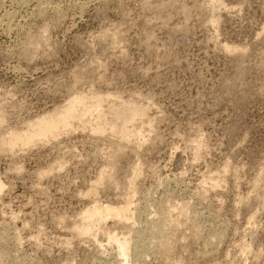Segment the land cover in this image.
Instances as JSON below:
<instances>
[{
    "label": "rangeland",
    "instance_id": "rangeland-1",
    "mask_svg": "<svg viewBox=\"0 0 264 264\" xmlns=\"http://www.w3.org/2000/svg\"><path fill=\"white\" fill-rule=\"evenodd\" d=\"M91 90L140 97L156 143L118 152L74 121L50 142L0 151V264H125L103 230L127 236L116 218L92 228L95 241L73 228L126 194L129 264H264V0H0V137ZM163 221L167 255L148 242Z\"/></svg>",
    "mask_w": 264,
    "mask_h": 264
},
{
    "label": "bare ground",
    "instance_id": "bare-ground-1",
    "mask_svg": "<svg viewBox=\"0 0 264 264\" xmlns=\"http://www.w3.org/2000/svg\"><path fill=\"white\" fill-rule=\"evenodd\" d=\"M146 4H147V2H146ZM149 5H145V6H149ZM164 5H166L165 2L163 4H161V5H158V6H164ZM170 5H175V4L170 3ZM211 6H213L212 7V9H213L212 13H215L216 12V10H215L216 6L215 5H211ZM148 8H150V7H148ZM154 8H155V6H154ZM161 8H164V7H161ZM39 9H41V8H39ZM159 9H160V7H159ZM159 9L155 8V13H154V11H153V13L156 14V12H157L155 20H159L160 21L161 20L160 16L162 14L160 15L159 11H161V10H159ZM150 13H151V11H150ZM168 13H170V12H168ZM180 13H181V11H180ZM180 15H182V14H180ZM151 16H153V15H151ZM165 18H167V16ZM183 19L185 20V18H183ZM183 19H182V21L185 22ZM145 20H144V22H145ZM168 20L169 19L167 18V21ZM163 22L165 23L166 20H163L162 23ZM145 23L147 24V22H145ZM150 23H151V21H150ZM150 23H149V25L153 24V23L152 24H150ZM157 23H158V21H157ZM169 23H170V21H169ZM167 24H168V22H167ZM180 25H182L184 27L186 24L185 23H181ZM206 25L211 28L213 33H216L217 32V28H218L217 27V25H218V17H217V15L216 16L214 15L213 18H211L207 22ZM155 26H157V24ZM142 27H143V25H142ZM147 27H148V25H147ZM152 27L154 28V26H152ZM150 29H149V31L151 32L152 29L151 30ZM144 31H146V30H144ZM118 33H121V32L118 31ZM104 35H106V34H104ZM214 36H216V34ZM143 37H144V35H143ZM114 38H116V40L119 38L117 32L115 33ZM143 39H145L144 41L148 44L149 49L150 48L151 49L154 48V45H153L154 43L157 44V42L154 41L152 33L151 34L149 32L146 33L145 37ZM216 39L217 38H215V40ZM37 40H39V39H37ZM153 41H154V43H153ZM35 42L36 41H34V43ZM120 42H121V40H120ZM35 45H37V44H35ZM113 45H114V43H113ZM158 45H160V44H158ZM28 46H29V44H28ZM116 49H114V50H116ZM221 49L224 50L226 53H231V55L238 54L239 52H241V50L239 48L232 47V46L230 47L225 42H222ZM161 51L164 52V49H162ZM165 52H167L166 49H165ZM89 69H94V67H89ZM139 98L140 97H138L136 95L135 96H133V95L124 96L122 93L121 94L120 93H112L110 91L106 92V93H98V92H95L94 90H91L88 93H76V92L74 93L73 92L69 96V98L67 99V101L65 102V104L63 106H59V108L54 109V111L52 113H44V114H42L40 116H37L34 121H32V122H30L28 124L27 130L22 131L20 133H16V132L9 133V135L0 137V151L1 152H3V151L11 152V151H14V149L17 148V147L27 148V147L32 146L35 143L40 142V141H43L41 143H44V141L47 142L50 139H55L59 135H61L62 133H65L66 131L71 130L73 125H74L73 124L74 121L75 122L76 121L79 122V124L82 125L83 129L87 130L91 135H95V134L96 135L97 134L103 135L104 134V135H108L109 138H114V140L117 143L118 148L116 149V147L115 146L114 147H115V149L118 152L122 151L123 148L125 149V147L127 145H132L135 148H140L141 146L148 145V144L151 145L152 143L154 145L157 140L155 138H153V137H152L153 139L152 138L150 139V136H151V134L153 132V128H152V125H151V123H152L151 121L152 120L149 119L150 117H148V112L151 109H149V106H148L147 103L140 104V102H139V104H137L136 100H139ZM136 120L137 121L141 120V123L139 122V125H137V127H135L136 126V124H135ZM79 128H81V127H79ZM105 133H107V134H105ZM113 143H115V142H113ZM113 145H115V144H113ZM197 145H198V143H197ZM195 146H196V144H195ZM127 147H131V146H127ZM199 148L200 147L198 146L195 149L199 150ZM114 152H116V151H114ZM226 168L228 169L227 164L225 166H223L221 170L222 171L226 170ZM138 172L139 171L137 169H135V171L133 172L134 173L133 175L137 176ZM39 174L41 175L42 173H39ZM112 174L113 173L111 172V169H110V171H107L105 173H101L100 176L98 177L97 181H96L97 182L96 186L99 187L100 185L105 184L107 180L111 182L113 180V175ZM45 175L46 174H44V176ZM135 176H133V177H135ZM130 181L131 182L129 184H128L129 181L128 182L126 181L125 182L126 183L125 186H127V184H128V187L130 189H133V186H134L133 185V179L130 180ZM212 181H213V183L210 182L209 185L217 187V185H215L217 182H215L214 178L212 179ZM211 183L214 184V185H211ZM3 188H5V187H4L3 183L0 181V191H2ZM129 188H128V190H129ZM211 188H213V187H211ZM216 189H218V188H216ZM132 193L134 194V192H132ZM125 196H126L124 198L125 202L122 201L124 203H123V206H121V207H116V208L112 207L111 208L108 205L107 206H99V204L98 205H93L92 204L93 205L92 207L87 208L84 211L82 210L83 212L81 211L82 213L80 214V217L78 218L79 219L78 222L75 221L77 224L74 226V228H73L74 230L73 231H75L74 233H77L79 236H82V235H88L89 236V235H91L93 237V240L95 241L96 236H94L92 234L93 233V232H91L92 228L94 226H96V225L98 227V225H100V224L101 225L103 224L102 227H104V224L106 223L105 220L110 218V217H111L112 220H114V222L117 219L116 220L117 222L119 221L121 224L123 223L125 226L128 227L127 231H129V232H128L127 236H125L124 238H119V237L115 236V234L109 233L108 229H105L106 227L103 228V230H107V232H106L107 240L109 242H113L117 246V248L119 250V254L122 257L123 261L125 262V264H129L130 254L132 252H135L133 250V247H135V245L137 244V242L131 243V238H130V234L133 232V230H132L133 229V225H135L136 222L135 223L134 222L128 223V221L132 220L133 218H131V216H129V213H130L129 212L130 211L129 210L130 197L127 196V194ZM130 206H131V204H130ZM169 215H170V213H169ZM113 217L116 218V219H113ZM167 223H168V221H167ZM167 223L163 221V223L162 224L159 223V225L158 224L157 225H152L151 224L152 226L149 227L150 229H148V230H150V233H149L150 237L149 238H150L151 241L147 240L150 244L155 242L154 245H156V247L159 248L160 253H163V254H166V255H167V253L169 251V248H170L169 247L170 240H169V236L167 234V229H166L167 228ZM135 234L137 235L138 240H141V237H142L143 233L135 232ZM90 240H92V239H90ZM143 244L144 243L142 241V245ZM134 256H135V258L136 257L138 258L139 254L136 252V254ZM0 258H1V254H0Z\"/></svg>",
    "mask_w": 264,
    "mask_h": 264
}]
</instances>
